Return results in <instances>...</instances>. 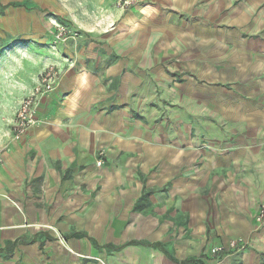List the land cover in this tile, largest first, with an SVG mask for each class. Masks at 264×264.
<instances>
[{
  "label": "crops",
  "instance_id": "obj_1",
  "mask_svg": "<svg viewBox=\"0 0 264 264\" xmlns=\"http://www.w3.org/2000/svg\"><path fill=\"white\" fill-rule=\"evenodd\" d=\"M115 1L0 0V43L47 12L79 32L0 134V264H264V0Z\"/></svg>",
  "mask_w": 264,
  "mask_h": 264
},
{
  "label": "rangeland",
  "instance_id": "obj_2",
  "mask_svg": "<svg viewBox=\"0 0 264 264\" xmlns=\"http://www.w3.org/2000/svg\"><path fill=\"white\" fill-rule=\"evenodd\" d=\"M75 1L73 0V3ZM146 1L138 0L129 9L122 10V12L125 13L136 7L138 10L139 6L144 7ZM83 2L86 3L87 0H83ZM114 6L116 7V5ZM116 9L118 8L116 7ZM50 14L51 19L48 18ZM40 15L47 17L48 20L39 22V24H37L38 22L36 23L37 27L34 29L35 42L31 40L28 42L27 36L23 35L15 43H0V91L2 90L0 92V98L2 99L0 102V134L2 132L3 136L8 139L10 137L11 139L13 138L12 126L16 118L17 109L31 92L32 87H30V84L33 85L34 81L37 78L39 79L40 75L47 69L42 68L44 63H52L55 58L62 55V51L68 43L70 44L79 38V32L70 25L72 21L66 20V16L60 15L58 12H47ZM214 24L215 22L212 21L213 27L210 35L216 39L221 36V32L220 28H215ZM2 30L5 34L9 32L6 28ZM205 79L210 81L213 88L221 86L218 77L207 76ZM16 86H20L19 91L21 96L19 100L10 98L12 95L11 88ZM213 93L218 94L216 92ZM6 133L8 134L6 135ZM3 150L5 148H0V152L3 153Z\"/></svg>",
  "mask_w": 264,
  "mask_h": 264
},
{
  "label": "built area",
  "instance_id": "obj_3",
  "mask_svg": "<svg viewBox=\"0 0 264 264\" xmlns=\"http://www.w3.org/2000/svg\"><path fill=\"white\" fill-rule=\"evenodd\" d=\"M138 0H116L115 5L118 9L126 10L134 5ZM59 71L55 67L47 68L39 77L38 83L31 90L29 95L22 101L21 106L16 114V118L13 124V139L19 140L29 129L34 127L38 123L37 113L38 106L42 99L52 93L59 80ZM3 162L2 152H0V164ZM98 166L102 165V161L97 162ZM259 220L264 219V206L259 211ZM230 249L242 250L244 244H240V241H231L229 244ZM228 247L219 246L212 249L213 255L224 253Z\"/></svg>",
  "mask_w": 264,
  "mask_h": 264
},
{
  "label": "trees",
  "instance_id": "obj_4",
  "mask_svg": "<svg viewBox=\"0 0 264 264\" xmlns=\"http://www.w3.org/2000/svg\"><path fill=\"white\" fill-rule=\"evenodd\" d=\"M136 243L135 242H131V243H129L128 245H135ZM151 247H160V244L159 243H154V244H152V245H150ZM173 261H176L174 258H172V257H170Z\"/></svg>",
  "mask_w": 264,
  "mask_h": 264
}]
</instances>
